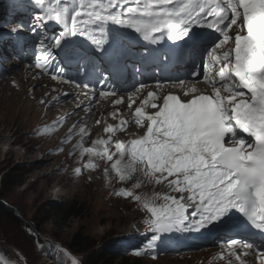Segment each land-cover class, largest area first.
I'll return each instance as SVG.
<instances>
[{"label":"snow or ice","instance_id":"6c2138e0","mask_svg":"<svg viewBox=\"0 0 264 264\" xmlns=\"http://www.w3.org/2000/svg\"><path fill=\"white\" fill-rule=\"evenodd\" d=\"M31 3L38 9L28 24L33 34L49 23L60 26L58 32L38 42L35 66L47 69L53 79L98 90L100 96L120 95L109 87L112 73L105 71L96 82L81 85L64 75L56 62L61 53L75 57L80 73L88 76L95 58L109 55V25L132 29L151 44L162 40L198 44L200 34L193 29L211 30V43L203 47L200 60L193 63L190 73L193 83L203 79L210 84V95H195L186 103L168 95L162 105L151 103L150 106L158 110L146 114L142 111L143 105L155 99L149 92L148 99L134 112L138 126L143 127V122L147 121L141 137L128 142L117 141L114 153L107 147L102 152L83 148L80 155L101 156L107 161L117 156L111 168L120 180L136 171L137 164L145 175L159 174L157 183L173 177L168 183L181 193L179 199L166 196L162 207L144 205L150 213L149 247L161 233L199 231L233 211L245 217L264 236V0H220L218 3L148 0L134 7L125 0H71L70 3L31 0ZM229 30L235 34L234 39ZM76 41L79 46L73 47ZM229 41L232 46L222 55L218 54L216 50ZM213 66L217 67L216 77L210 79ZM169 82L185 83L184 80ZM155 83L159 86L164 81ZM145 87L148 85L141 83L136 91ZM191 91L196 92V89ZM121 102V99L114 101L115 104ZM115 130L111 125L104 128L105 133ZM93 143L108 145L110 140ZM84 167L94 165L86 163ZM116 195L128 197L132 193L121 189ZM135 199L139 201L140 197ZM184 201L191 204L186 206ZM224 243L233 249V255L236 248L247 249L242 253L244 256L254 254V264H264V240L255 243L232 238Z\"/></svg>","mask_w":264,"mask_h":264},{"label":"rangeland","instance_id":"374dc122","mask_svg":"<svg viewBox=\"0 0 264 264\" xmlns=\"http://www.w3.org/2000/svg\"><path fill=\"white\" fill-rule=\"evenodd\" d=\"M14 4L17 10L0 9V82L15 78L13 71L24 70V66L15 63L20 60L18 49L30 45L36 50L33 53L37 54L38 42L48 34L42 27L37 34L28 28L33 14L38 11L31 0H17ZM228 49L229 44L217 49L221 51L217 53L222 55ZM30 67L34 68L33 65ZM41 83L44 84V81ZM203 84L206 85V82L199 85L196 91L211 93L210 88L203 87ZM67 96V91L62 92L60 98H66L63 100L66 102L69 100ZM4 99L6 97L0 93V101ZM56 99L60 101L59 96ZM14 102V99L11 100L8 106L0 103V198L4 206L16 212L21 226L0 213V264H56L66 261L61 260L57 249L68 255L72 264H79L83 255H73L67 249L73 238H77L85 250L100 249L104 252L118 242L129 257L140 258L142 264H241L221 251L222 244L213 241L189 244L185 234L178 230L159 234L149 247L152 233L147 222L150 213L144 205H165L164 192L155 193L157 178L151 181L141 171L143 176L132 172L126 179L120 180L115 171L109 174L102 165L100 169L95 167L94 172L91 169L85 171L86 167L80 164L83 159L78 157L79 153L73 151V155H69L65 138L78 135L81 129H84L82 135L88 138L92 125L85 124L77 132H70L69 127L58 121V117L64 115L60 113L56 120L53 118L50 121H54L50 130L60 137L50 139L53 134L49 136L46 128L52 118L49 111L40 109L39 103L22 101L16 102L15 106ZM77 103L81 102L77 100ZM78 107L75 105L67 115L71 117ZM103 111H95L94 119ZM78 112L80 120L86 121L85 114L82 116V112ZM63 130L65 135L60 134ZM94 134L97 137L100 130ZM113 138L110 146L114 143ZM137 166L141 168L139 164ZM12 175L24 179L23 183L10 193H2L1 179ZM121 189L132 195H116ZM136 196L140 197L139 201ZM168 196L174 197V194ZM62 202L78 206L82 213L71 218L59 231L51 215L47 220V213L52 205ZM226 237L225 234L220 235V239ZM205 250H213L215 255L204 258L201 253ZM252 257L254 259V254Z\"/></svg>","mask_w":264,"mask_h":264},{"label":"bare ground","instance_id":"6f19581e","mask_svg":"<svg viewBox=\"0 0 264 264\" xmlns=\"http://www.w3.org/2000/svg\"><path fill=\"white\" fill-rule=\"evenodd\" d=\"M143 3H147L148 0H143ZM108 31H114L115 38H121V34H125L127 32V28H122L115 25H109ZM115 40H112L110 38V42H113ZM25 51L29 52V56L31 55L32 48L30 46H27L24 48ZM23 49V51H24ZM221 53V51H218ZM19 54L21 57L23 56V52L20 51ZM24 61V59L22 58ZM71 61V60H69ZM68 62V61H67ZM31 63V58H27V64L19 63L20 65L24 66V70L21 69L19 71H13L15 72V78H12L8 81H1L0 82V93H3V95L6 97V99L1 100V105L4 104L7 106L9 105L11 100H15L17 103H21L22 101L27 103L28 101L39 103L41 104L40 109H47L49 113L51 114L52 118L47 122L46 128L49 131V136L53 134V136L50 137V139L53 138H59L58 133H54L50 130L52 128L50 122L53 118V120H56L57 116L61 113L64 114L63 116L58 117V121L62 123L63 126L69 127V131L71 132H77L82 126L86 125H92V129L90 132V135L88 138H85V136L82 135L80 132L76 136L65 138L67 139L66 142L69 147V153L73 155V151L75 154H78V157L82 158L83 160L80 162L81 165H85L86 163H91L94 165V167L86 168L85 171L91 169L93 172L95 171V167L100 169L101 165L105 167L106 171L111 174L114 170L111 168L112 161H107L106 158L96 155H90L85 153L83 156L80 155L83 148H94L96 151H103L105 147H107L108 151L110 153L116 152V149L114 147L115 140L119 139L121 142H128L132 139H137L141 137L144 132L146 131V125L147 121H144V126H138L136 124V117L134 116V112L136 108L142 107L143 101L146 100V98H140L138 95L135 94L131 96V98H128L125 100V102L120 104H115L114 101L116 99L114 98H100L96 97L92 99V101L88 100L85 97V90L83 88L73 87L70 88L69 84L64 83V85L61 82H58L57 80L53 79L52 76L48 73L47 69H40V68H32L29 66ZM61 67V63H58ZM47 71V73L45 72ZM217 67L213 69V73L211 75V78L216 77ZM210 78V79H211ZM42 80L44 81V84L41 83ZM207 86L203 85L204 87L211 88L210 84L207 82ZM185 85H179L177 87L172 88L174 92L177 94H183L186 90ZM68 92V101L64 102L66 98H60L62 95V92ZM33 95V99H30V96ZM56 96H59V100L56 99ZM75 98V99H74ZM2 99V98H1ZM81 102L80 104L77 103V100ZM117 99H120V97H117ZM40 101V102H39ZM14 102L15 106L17 103ZM154 101L151 100L147 105H143L142 111L146 114H153L155 111L158 110V108H152L150 105ZM28 105V104H27ZM75 105H79L78 110L82 112V116L89 117L86 118V121L80 120L81 114H79L78 110L77 112H74L73 115L70 117L67 115V112L72 110ZM81 105V106H80ZM25 106V105H23ZM103 106L104 108H102ZM14 107H11L12 109ZM104 109L103 112H100L98 116L95 118V114H93L95 111H100ZM116 109V110H113ZM121 110V111H120ZM40 111V110H39ZM84 113V114H83ZM35 114V113H34ZM43 114V113H42ZM90 114H93V116L90 117ZM41 116V115H40ZM68 117V118H67ZM97 121L99 123L97 124ZM124 122L123 124L121 122ZM50 122V123H49ZM112 123V127L116 129L113 133H105L104 128L109 126L108 123ZM49 123V124H48ZM54 124V123H53ZM57 125V124H56ZM55 125V126H56ZM123 128V131H120L119 129ZM95 130V131H94ZM97 130H100V134L95 137V132ZM94 131V132H93ZM121 133H124L123 135ZM60 134H66V131L63 130L60 132ZM127 135V136H125ZM125 136V138H123ZM113 138V145H100V144H94V141L97 140H111ZM116 138V139H115ZM64 139V140H65ZM82 141V144H81ZM117 142V141H116ZM73 148V149H72ZM117 159V156L113 157V161ZM102 162L103 164H101ZM141 167V166H140ZM136 171H134L136 174H139L140 176H143L142 173L145 175V173L136 165ZM94 174V173H93ZM159 174H155L154 176H149V179L151 181L158 179ZM148 177V175H145ZM173 179V177H169L168 179H160V182L157 183L156 180V186L154 187L155 193L156 192H164L163 196L166 197L168 194H174V197L179 199V196L181 193L174 191L173 187L168 183V180ZM154 195V194H153ZM159 196V194H157ZM184 195H187V193H184ZM142 198V197H141ZM143 199V198H142ZM142 201V200H141ZM186 206L190 205V201H184ZM140 210V209H139ZM191 208H188V211L191 212ZM188 219L191 220L192 217L189 215ZM219 222H215L214 224H210L208 227L204 229H200V231L197 233V240L195 242H201V241H215V243L222 244L221 251H224L227 254V257H232L235 259V261L241 263L242 261L245 262V264H250L253 262L252 258L250 256H244L242 253L244 251H248L246 249H240L236 248L234 251L236 252V255H233V249H230L220 238H218L219 235L226 233L224 230H220L217 228V224ZM147 225V223H146ZM179 233L185 234L186 241H188L190 238L186 235L185 230H178ZM206 236H208L206 238ZM242 237H240L241 239ZM215 255L213 250H205L203 253H201V256L204 258H211L212 255ZM209 256V257H208Z\"/></svg>","mask_w":264,"mask_h":264},{"label":"trees","instance_id":"16d2710c","mask_svg":"<svg viewBox=\"0 0 264 264\" xmlns=\"http://www.w3.org/2000/svg\"><path fill=\"white\" fill-rule=\"evenodd\" d=\"M18 178L19 177L12 175L1 179V192L4 193L6 191L7 193H10L12 190L19 187L23 183L24 179ZM0 213L6 215V217L15 225L21 226V222L18 219L16 212L7 206H4L1 202V198ZM81 213L82 212L78 206L62 202L59 204H54L50 207V210L47 213V220L51 215L54 219L55 226L59 231H62L71 218L79 216ZM113 244L114 245L107 252H104L100 249L85 250L81 246L80 241L77 238H73L68 244L67 249L68 252L72 253L73 255H83V258L80 260L79 264H142L140 258L129 257V255L126 253V250L122 248L121 244L118 242H114ZM51 246L54 250H56V247L53 245ZM56 251L60 253L61 260H68V262L66 260L62 263L56 264H72V261L69 259L68 255L64 253L62 254L59 249ZM118 258L120 259L118 260Z\"/></svg>","mask_w":264,"mask_h":264}]
</instances>
